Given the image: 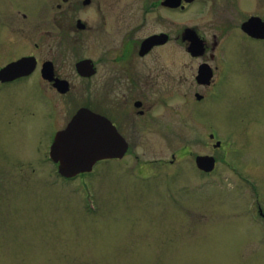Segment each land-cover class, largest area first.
Instances as JSON below:
<instances>
[{
  "label": "rangeland",
  "instance_id": "1",
  "mask_svg": "<svg viewBox=\"0 0 264 264\" xmlns=\"http://www.w3.org/2000/svg\"><path fill=\"white\" fill-rule=\"evenodd\" d=\"M243 52L237 43L228 54L222 98L192 106L197 120L241 141L252 133L242 124L264 122V60ZM198 62L180 48L178 108L145 128L124 164H101L88 188L63 182L44 161L48 125L25 105L17 138L0 127V264H264V220H251V190L222 167L206 188L193 173L194 156L215 151L184 113ZM257 131L236 157L249 169L264 165V127ZM174 167L183 170L177 179Z\"/></svg>",
  "mask_w": 264,
  "mask_h": 264
},
{
  "label": "flooded vegetation",
  "instance_id": "2",
  "mask_svg": "<svg viewBox=\"0 0 264 264\" xmlns=\"http://www.w3.org/2000/svg\"><path fill=\"white\" fill-rule=\"evenodd\" d=\"M237 43L255 61L264 60V0H0V127L7 139L17 138L25 105L31 120L39 116L48 125L42 134L44 161L63 182L79 179L88 188L101 164H124L145 128H153L163 110L178 108L182 47L199 61L191 74L193 91L182 94L184 113L215 150L193 158V173L203 178L198 187H208L223 168L251 190L256 223L264 220V165L249 169L236 157L242 142L249 137L255 142L264 122L242 124L252 133L241 141L237 134L220 135L213 123L192 114L193 105L222 98L228 54L235 57ZM81 111L105 119L114 135L111 143L126 150L65 179L50 148ZM172 170L173 178L183 174Z\"/></svg>",
  "mask_w": 264,
  "mask_h": 264
},
{
  "label": "water",
  "instance_id": "3",
  "mask_svg": "<svg viewBox=\"0 0 264 264\" xmlns=\"http://www.w3.org/2000/svg\"><path fill=\"white\" fill-rule=\"evenodd\" d=\"M113 132L108 122L92 113L78 112L66 129L56 134L50 149L59 175L72 179L88 172L102 159L120 157L126 150L121 143H111Z\"/></svg>",
  "mask_w": 264,
  "mask_h": 264
}]
</instances>
